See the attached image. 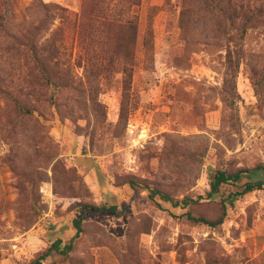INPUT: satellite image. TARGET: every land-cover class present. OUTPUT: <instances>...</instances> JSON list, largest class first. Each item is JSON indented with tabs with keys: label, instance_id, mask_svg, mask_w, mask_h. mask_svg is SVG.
<instances>
[{
	"label": "rangeland",
	"instance_id": "rangeland-1",
	"mask_svg": "<svg viewBox=\"0 0 264 264\" xmlns=\"http://www.w3.org/2000/svg\"><path fill=\"white\" fill-rule=\"evenodd\" d=\"M116 1L99 14L86 0H0V264H28L68 242L76 201L114 210L85 217L74 251L44 264H264V189L237 195L260 172L222 186L218 199L232 204L218 227L196 225L183 205L157 204L146 192L133 199L121 184L141 176L181 199L205 195L218 167L264 166V10L256 13L264 0H229L231 13L253 17L235 70L234 30L222 32L226 19L203 0H141L125 14ZM45 8L38 46L43 55L59 47L50 65L72 77L68 90L42 82L27 44ZM103 39L115 42L112 61L99 51ZM91 56L110 67L98 77L99 114L78 93ZM125 66L133 77L122 130ZM10 95L32 113L20 116Z\"/></svg>",
	"mask_w": 264,
	"mask_h": 264
},
{
	"label": "trees",
	"instance_id": "trees-1",
	"mask_svg": "<svg viewBox=\"0 0 264 264\" xmlns=\"http://www.w3.org/2000/svg\"><path fill=\"white\" fill-rule=\"evenodd\" d=\"M109 1L106 3V7L103 5L105 0H86L91 5V11L94 13L98 11L99 14H103L106 8H109ZM141 0H117L115 5L122 6L124 8V14L128 12L129 8L133 5H139ZM188 2V0H187ZM204 5H207L209 11L215 10L218 12L222 18L226 19L224 23L219 25V29L222 32H225L228 27H231L234 30V34L231 37L232 42L236 47L237 58L235 61L229 56V70H235L239 68L241 61L243 60V39L244 35L247 32L251 20L253 17L249 14H244L241 16L236 13H231L229 0H203ZM108 4V5H107ZM123 10V9H122ZM264 10L263 6H260L256 9V13L262 14ZM48 8H45V14L39 24H37L26 37L29 50L31 52V58L34 64L36 65L42 82L46 85L55 84L58 88H63L65 90L71 89L74 86L73 79L70 75L60 76L54 71L50 62L53 61L52 58L56 57L60 53V49L57 45L47 46V53L45 55H51L50 59H47L45 55L40 53V48L38 46V37L40 34L47 29V25L50 23ZM249 13V12H248ZM93 16V15H92ZM94 18V17H93ZM219 21L220 18L216 17ZM130 23L129 19H126ZM125 21V22H126ZM113 23L114 20H111L109 23H104V25H109ZM98 31L102 29L96 26ZM13 40H19L16 35H11ZM99 51L101 54H104L105 57L110 58V61L113 60L115 52V42L113 41H100ZM48 60V61H47ZM89 70L86 76V84L78 85V93L81 97H84L88 103V108L95 114L101 112L102 104L99 101L100 95V86L98 83V77L100 72L107 71L110 67L103 65L101 58L99 56H91L88 59ZM133 69L131 66L124 67V79H123V100L121 103L120 109V118L119 122L122 125V130H124L126 121L129 115V91L132 84ZM10 99L14 104V108L20 116H25L32 113V109L27 107V105L17 97L10 95ZM87 103L85 105H87ZM103 115V114H102ZM70 118L77 120L75 115H70ZM105 117H102L104 119ZM113 134L116 130L111 129ZM173 153L176 155H183L196 159L197 156L195 153L191 152L189 149L183 147L174 146ZM257 172H260L264 176V166L258 164L253 168H240L234 171L223 169L218 167L215 171L213 180L210 183V190L205 195H185L183 198H176L171 193L165 191L158 181L151 180L148 178H143L136 175H125L121 179V184L127 185L132 191V198L139 199L142 196L143 192H146V196L152 202L158 204V200L163 202H168L174 206L183 205L187 211L184 213L188 221L196 225H207L210 227H218L223 225L227 221V206L232 204L230 201L232 196L228 199L220 197L221 188L225 184L231 182H236L246 175H252ZM264 189V177L260 178L254 182H247L244 186L242 193L237 195L242 196L244 194L253 192L255 190ZM230 201V202H229ZM215 204V213L209 214L204 210V207ZM74 209L79 213L78 217L73 219V227L75 229V235L68 241L63 242L61 239L54 241L49 247L44 251L38 252L34 259H32L28 264H44V262L52 255L56 254L63 258L68 257L75 249L76 239L84 232L83 220L85 217L92 215L100 211H113L114 208L106 207V204L97 205L89 201H76L73 204Z\"/></svg>",
	"mask_w": 264,
	"mask_h": 264
}]
</instances>
